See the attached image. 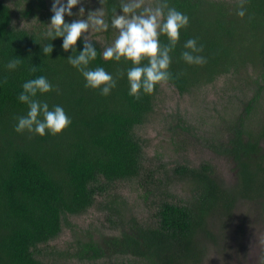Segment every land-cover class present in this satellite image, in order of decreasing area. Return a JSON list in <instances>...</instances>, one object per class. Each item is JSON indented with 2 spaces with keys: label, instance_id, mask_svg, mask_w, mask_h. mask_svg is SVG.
I'll list each match as a JSON object with an SVG mask.
<instances>
[{
  "label": "trees",
  "instance_id": "16d2710c",
  "mask_svg": "<svg viewBox=\"0 0 264 264\" xmlns=\"http://www.w3.org/2000/svg\"><path fill=\"white\" fill-rule=\"evenodd\" d=\"M121 0H102L109 21ZM25 18H37L32 29L13 25L12 8L0 0V264L45 263L33 249L57 237L64 216L82 214L103 190L101 180L113 183L139 175L142 146L135 127L143 124L154 109L159 92L138 100L128 94L126 76L131 61L104 60L103 48L93 40L97 57L89 67L103 66L117 79L107 96L86 88L82 74L68 63L61 48L62 38L50 41L45 35L52 13L47 0H22ZM170 6L189 17L186 29L170 55L171 78L167 83L179 92L214 82L220 76L249 64L264 62V0H245L244 17L237 15L240 0H168ZM71 21L70 19H65ZM111 26L105 34L116 33ZM196 38L203 45L202 65L181 58L184 43ZM163 44L168 43L161 35ZM37 41V42H36ZM52 43L53 51L42 48ZM77 47L82 48L80 40ZM20 60L9 69V60ZM142 63H147L143 61ZM124 73L123 76L120 73ZM44 75L53 90L37 95L52 105H62L71 125L56 135L40 136L15 131L16 117L27 114L28 106L18 100L24 81ZM264 128L259 132L238 124L222 152L239 168L240 183L231 191L213 176L211 167L184 169L198 180L199 192L188 204L165 201L155 226L138 228V235L125 233L120 240L123 252L145 258L146 264H201L199 238L209 232L215 211L232 212L238 200L264 204ZM106 251L94 241L81 244L82 259L102 258ZM264 264V253L262 255Z\"/></svg>",
  "mask_w": 264,
  "mask_h": 264
},
{
  "label": "rangeland",
  "instance_id": "374dc122",
  "mask_svg": "<svg viewBox=\"0 0 264 264\" xmlns=\"http://www.w3.org/2000/svg\"><path fill=\"white\" fill-rule=\"evenodd\" d=\"M13 11V25L32 29L37 18H25L22 0H4ZM48 9L51 0H47ZM85 10L102 7L100 0H82ZM80 5L73 8L76 13ZM82 18L80 14L65 19ZM91 31V30H90ZM105 31L89 39L103 48L114 42ZM251 132L264 128V62L249 64L220 76L207 85L181 93L163 82L154 109L134 131L142 146V168L136 177L97 185L103 190L82 214H67L61 233L33 249L45 263L146 264L145 258L124 253L125 233L153 227L163 202L188 204L199 192L198 180L184 169L209 165L213 176L231 191L240 183L237 163L222 152L237 125ZM264 146V140L262 141ZM209 232L199 238L201 264H262L264 253V204L238 200L232 212L215 211ZM94 241L106 253L87 260L77 253L81 244Z\"/></svg>",
  "mask_w": 264,
  "mask_h": 264
},
{
  "label": "clouds",
  "instance_id": "9594fccd",
  "mask_svg": "<svg viewBox=\"0 0 264 264\" xmlns=\"http://www.w3.org/2000/svg\"><path fill=\"white\" fill-rule=\"evenodd\" d=\"M244 2L245 0H240L237 10L240 17L246 14ZM77 5L80 7L74 13L73 8ZM119 10H113L109 23L102 7L89 8L86 12L82 0H51L52 15L45 35L50 41L62 38L61 48L65 52L71 50L67 56L68 63L82 74L85 87L97 89L101 95L107 96L117 87V79L103 66L89 67L90 62L97 57L96 46L89 36L93 31H107L110 26L117 29L118 35L114 42L105 47L101 55L104 60L131 61L132 66L126 70L128 94L139 100L144 94H152L157 84L171 78L170 53L180 40L181 30L187 28L189 17L170 6L168 0H121ZM66 14H80L82 18L67 21ZM161 35L167 36V44L161 42ZM78 39L82 44L79 49ZM53 47L49 43L42 51L51 54ZM184 49L186 50L181 52V58L186 63H206V57L200 54L203 45H198L196 38L187 39ZM143 61L147 63H142ZM19 63V59L13 58L9 60L7 67L15 69ZM120 75L123 76L124 73ZM22 89L18 100L28 106V111L26 115L16 117L17 133L27 130L40 136L56 135L71 125L72 119L62 105L56 104L50 108L46 100L36 98L38 93L42 95L53 90V85L46 76L40 75L24 81Z\"/></svg>",
  "mask_w": 264,
  "mask_h": 264
}]
</instances>
